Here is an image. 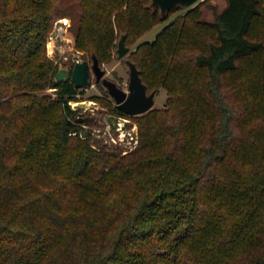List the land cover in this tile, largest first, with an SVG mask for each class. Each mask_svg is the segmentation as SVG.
<instances>
[{"label": "trees", "instance_id": "1", "mask_svg": "<svg viewBox=\"0 0 264 264\" xmlns=\"http://www.w3.org/2000/svg\"><path fill=\"white\" fill-rule=\"evenodd\" d=\"M64 17L101 65L166 19L151 0H0V264H264V121L241 131L224 88L260 56L264 86V0H227L212 22L196 7L126 59L169 108L133 116L122 156L79 137L85 90L54 85Z\"/></svg>", "mask_w": 264, "mask_h": 264}, {"label": "rangeland", "instance_id": "2", "mask_svg": "<svg viewBox=\"0 0 264 264\" xmlns=\"http://www.w3.org/2000/svg\"><path fill=\"white\" fill-rule=\"evenodd\" d=\"M226 5L227 0H198L189 7H178L166 19L155 23L148 31L133 41L130 45L129 53L123 58H117L115 50L113 49L110 57L102 62V67L106 69V75L127 90L130 68L126 59L138 49L139 45L145 42L152 43L176 18L196 7L200 8L201 18L203 20L212 22L215 19V13L222 11ZM66 19L68 22L65 25H58L60 20L65 22ZM55 32L58 33L55 34ZM50 42H52V47H50ZM117 42L118 38L114 40L113 45H116ZM47 52L57 64L65 62L67 57L81 61L87 59L91 62L89 52L77 46L76 36L72 29V19L70 17L60 18L56 21L54 29L49 36ZM260 57L255 60V63L254 61L246 64L243 62L239 70L229 74L225 79V92L229 99L237 104L239 110L238 123L241 131H245L255 123L260 122L259 119H263L264 121V112L261 113L264 111V86L259 84L256 87V81H258L260 75L255 77L256 73H258V63L262 61H260ZM262 82L264 84V80ZM84 90L85 93L78 95L80 98L79 101L95 102V104L86 110H80L78 114V117L89 118L85 123H82L84 121H78L81 124L79 137L82 139L88 137L87 139L93 148L104 150L111 154L122 156L132 152L139 143V124L138 120L133 117L137 115H119L116 111H109L104 103L107 101L110 102L113 108H115L116 103L101 81L97 82L95 80L94 75L92 77V85ZM46 93L52 96L57 95L55 88L46 89ZM168 97V90L165 87H161L155 96V104L152 109H168ZM246 99L256 101L257 106L259 103L262 104L263 107L259 106L261 111H256L258 109L249 106L244 108ZM110 115L117 116L124 122L123 130L114 131L111 129L108 121ZM254 126L257 127L256 125ZM72 134L74 136L77 135ZM244 149V153L250 154L252 152L250 147H245Z\"/></svg>", "mask_w": 264, "mask_h": 264}, {"label": "water", "instance_id": "3", "mask_svg": "<svg viewBox=\"0 0 264 264\" xmlns=\"http://www.w3.org/2000/svg\"><path fill=\"white\" fill-rule=\"evenodd\" d=\"M198 0H151L152 8H159L162 17H167L170 10H175L178 7H189L196 3ZM66 22L60 20L58 25H65ZM58 32H55L57 34ZM126 34H122L118 48L116 50L118 58L126 56L130 47L125 43ZM129 71L128 89L122 88L115 80L106 75V69L102 67L99 62L98 56L93 54L90 60L75 61L74 58L67 57L65 62L59 64V69L54 76V85L61 81L71 79L75 86L80 89H85L92 85V77L95 80L101 81L107 88L109 94L114 99L116 106L128 115H141L148 112L155 104L156 91L148 93L147 85L143 82L140 71L135 62L132 60L127 61ZM95 102L77 101L74 104L75 109H88ZM88 117H79L78 121H86ZM108 121L112 130H116L118 126V117L110 115Z\"/></svg>", "mask_w": 264, "mask_h": 264}, {"label": "built area", "instance_id": "4", "mask_svg": "<svg viewBox=\"0 0 264 264\" xmlns=\"http://www.w3.org/2000/svg\"><path fill=\"white\" fill-rule=\"evenodd\" d=\"M66 21V20H65ZM75 61H80V60H78V59H74ZM88 88V87H87ZM87 88H85V89H87ZM77 101H71L70 103H71V105H72V107H74V104L76 103ZM81 110H84V109H81ZM80 117V116H79ZM78 117V118H79ZM111 126V125H110ZM123 128H124V122L123 121H121L120 120V118L118 117V126H117V129L115 130V131H119V130H123ZM111 129H112V127H111ZM74 134H77L78 132L77 131H75V132H73ZM79 133H81V132H79Z\"/></svg>", "mask_w": 264, "mask_h": 264}, {"label": "bare ground", "instance_id": "5", "mask_svg": "<svg viewBox=\"0 0 264 264\" xmlns=\"http://www.w3.org/2000/svg\"><path fill=\"white\" fill-rule=\"evenodd\" d=\"M65 22H68V20L66 19V21ZM50 47H52V42H50Z\"/></svg>", "mask_w": 264, "mask_h": 264}]
</instances>
